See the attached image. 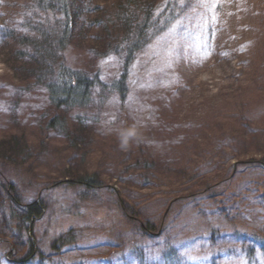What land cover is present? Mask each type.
Returning <instances> with one entry per match:
<instances>
[{
	"label": "rangeland",
	"instance_id": "374dc122",
	"mask_svg": "<svg viewBox=\"0 0 264 264\" xmlns=\"http://www.w3.org/2000/svg\"><path fill=\"white\" fill-rule=\"evenodd\" d=\"M160 2L116 52L102 29L64 50L99 82L57 111L1 34L61 16L0 0V264H23L28 237L27 264H264V0ZM94 4L114 0H84V35ZM17 193L46 205L28 232Z\"/></svg>",
	"mask_w": 264,
	"mask_h": 264
},
{
	"label": "trees",
	"instance_id": "16d2710c",
	"mask_svg": "<svg viewBox=\"0 0 264 264\" xmlns=\"http://www.w3.org/2000/svg\"><path fill=\"white\" fill-rule=\"evenodd\" d=\"M143 1L114 0L111 9L94 4L93 11L96 17L95 19L92 18V27L88 29L90 35H84L85 30H87L85 25L81 24L84 19L82 16L86 12L85 7H83L84 0H36L39 11L42 13H46L45 11L48 13L56 12L61 16L59 20L51 17V22L47 25L39 27H32L31 25L30 28L27 26V34L17 35L9 31L8 33H2L1 38L5 40L11 37L10 42L13 44L10 46H13L15 60H17L19 66L21 65L20 69L22 68L26 72L23 74L24 84L27 82L29 85H41V83L45 85L49 103L57 111H61L63 108L83 109L87 106L91 93L96 89L95 86L99 80L96 78L90 80L87 74L85 75L78 68L74 69L66 65L61 54L76 43L78 38L82 36L92 38V33H97L101 29L103 30L101 32L106 33L107 39L110 40L108 41L109 48L114 49V52H116L120 39L124 36L126 37L123 40L129 39V31L133 30L132 26L135 27L138 34H143L141 26L142 28H149V18L154 16L152 13L156 14L164 6L161 2L158 4V0ZM140 9L141 14L144 13L146 22L139 26L136 23L138 16L134 13L136 11L140 13ZM121 22L127 27L124 31H121L120 27L117 26ZM130 25L131 27H129ZM1 29L5 28L0 27ZM30 30L32 32H29ZM19 31H21L20 27ZM98 38L99 36L96 37L97 40H99ZM55 69L58 71L56 72ZM63 124L64 119L57 116L49 124V127L63 128ZM11 178L9 176L4 177V185L8 192L13 191L14 193L16 186L12 184ZM80 182L88 187H98L97 181L93 179L82 178ZM17 195L19 194L17 193ZM13 202L24 210L16 214L17 225L27 232L31 231L32 222L41 217L46 205L40 201H34L24 206L20 203V195L16 196V194L13 196ZM148 229H151L150 224L147 227ZM28 238V254L19 259L24 262L23 264L29 263L37 252L35 242L32 241L33 238ZM19 260L17 263H20Z\"/></svg>",
	"mask_w": 264,
	"mask_h": 264
}]
</instances>
